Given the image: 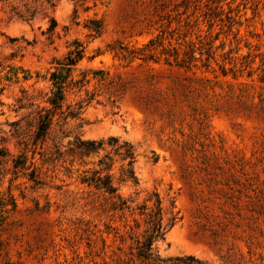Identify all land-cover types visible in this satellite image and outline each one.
<instances>
[{"label":"rangeland","instance_id":"1","mask_svg":"<svg viewBox=\"0 0 264 264\" xmlns=\"http://www.w3.org/2000/svg\"><path fill=\"white\" fill-rule=\"evenodd\" d=\"M7 1L19 0H0V264H142L130 236L144 216L81 182L105 152L70 151L111 136L135 147L137 182L115 155L122 195L161 200L160 259L264 264V0H55L33 21ZM76 41L85 86L65 103L81 114L34 144L51 72Z\"/></svg>","mask_w":264,"mask_h":264},{"label":"trees","instance_id":"2","mask_svg":"<svg viewBox=\"0 0 264 264\" xmlns=\"http://www.w3.org/2000/svg\"><path fill=\"white\" fill-rule=\"evenodd\" d=\"M7 2V13L10 17L24 21H33L38 14L47 15V9H54L56 5L55 0H19L17 2ZM50 21L49 30L53 31L56 27V20L51 16ZM92 28L99 33L102 28L101 23L95 22ZM151 44H154L153 41ZM83 58L84 48L80 42L76 41L74 42V49H71L63 60L56 61L55 69L51 72L50 76L51 89L43 97L46 105H38V120L34 144H37L40 139L44 140L54 125H59L61 129L69 118H79L82 108L80 102L76 103L77 106H73L72 104L66 105L65 102L67 89L79 88L81 90L85 86L86 78L75 79L73 74L74 67ZM35 100H32L30 103L34 104ZM64 106H66L65 109ZM70 151L79 155L100 154L101 151H104L105 154L98 160V165L101 168L95 169L91 173L88 170L84 171L81 182L107 195V199L110 201V208L114 212L121 211L125 213V211L129 210L132 214L144 216L146 224L144 232L130 236L135 242L132 245L134 250L132 251L133 261L137 260L142 264H200V261L191 256L176 258L172 261L160 259L153 249V243L156 237L163 236L162 230L164 227L161 200L157 199L155 207H150L147 202L133 206L132 202L134 200L124 197L120 192L119 186L114 181L115 172L113 170L117 161L115 155L122 162L120 166L121 180L137 182L134 168L136 154L133 144L128 141L119 142V138L115 136L101 140L77 139L70 147ZM31 176L34 178V181L39 182L34 172L31 173ZM175 219L176 217L173 218V220ZM121 239L124 240L123 237Z\"/></svg>","mask_w":264,"mask_h":264}]
</instances>
